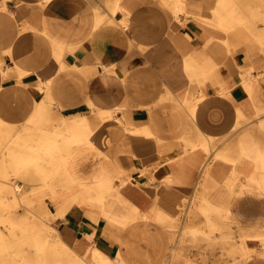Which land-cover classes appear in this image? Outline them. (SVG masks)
<instances>
[{
    "label": "crops",
    "instance_id": "crops-1",
    "mask_svg": "<svg viewBox=\"0 0 264 264\" xmlns=\"http://www.w3.org/2000/svg\"><path fill=\"white\" fill-rule=\"evenodd\" d=\"M117 1L114 14L116 0H0V120H84L77 133L90 136L65 164L64 189L46 199L53 214L64 210L52 221L63 244L103 264H162L157 220L174 218L187 196L186 219L194 195L204 204L212 190L225 210L201 204L206 227L259 228L264 47L237 31L247 16L218 0L216 27L214 0ZM254 235H241L244 264H264Z\"/></svg>",
    "mask_w": 264,
    "mask_h": 264
},
{
    "label": "rangeland",
    "instance_id": "rangeland-1",
    "mask_svg": "<svg viewBox=\"0 0 264 264\" xmlns=\"http://www.w3.org/2000/svg\"><path fill=\"white\" fill-rule=\"evenodd\" d=\"M218 0H214V8L212 9V13L215 17L214 20L211 21L212 25L219 24V21L216 17V8L218 7ZM235 3V7L239 13L247 16L248 22L246 25H242L236 30L241 33L244 39L246 40H256L264 47V0H233ZM228 32H235L228 30ZM263 68H264V61ZM262 67V66H261ZM0 153L6 151V149L1 145L6 140H17V138H26L28 137L29 131H33V123L14 126L7 125L5 123H0ZM87 143L83 144L86 145ZM81 145V146H83ZM79 146V147H81ZM78 148V147H77ZM64 167V168H63ZM65 169V165L62 166V170ZM3 169L0 166V190L3 192V195H0V212L4 213L3 206L7 205V208L11 209V218L8 221H0V230L5 235H10L13 240L14 239V228L11 229L12 222L23 221V220H35V214L37 213L38 201L42 197L39 198L37 195V191L39 190L37 184L39 183L34 179L31 175L32 172H28L23 175L22 178H19V184L21 187L19 188V202L14 203L10 199L9 193L13 190L14 185L3 184L5 180L3 177ZM68 175V174H67ZM66 177L65 175H58L59 180L50 181L51 183L64 181ZM57 179V178H56ZM14 183V179L12 180ZM4 186H7L5 188ZM231 189V190H230ZM228 190L232 191L231 195L228 196L227 200H232L234 196H236L237 192H234V188H230ZM236 190V189H235ZM250 190V189H249ZM264 192V188L258 189V191ZM214 191V192H213ZM248 189L242 188L241 195L247 193ZM208 192V191H207ZM234 192V193H233ZM107 194V193H106ZM211 196L207 197L209 201L205 198L204 204L201 202L202 197L199 194H195L191 207L189 210V216L184 219V213L186 206L190 202V198L187 196L184 197L183 203L179 205L178 212L174 215V218L166 220L158 219L157 222L160 224L162 228L163 236L162 244L163 249L166 251V255L162 264H168L172 259V264H244L249 258L244 255L243 252L238 253H229L223 247V239L228 238L234 242L237 247H239L243 241L241 235L244 234H257L264 233V223L259 228L256 229H248L246 227H242L239 224L233 225L230 228V222L228 225H220L218 222L214 225L208 224L207 227L205 225V213L200 207L201 204L209 205L212 210V215H217V213H222L221 211L215 208L213 203L210 201H215L218 199L216 197V190L211 191ZM111 196H108V199ZM13 199V198H12ZM198 206L200 208H198ZM63 209L57 210L56 214H53L51 211L46 215L45 221L49 225V230L51 233L59 234L57 228L52 225V221L55 219L57 215H61L60 212ZM60 211V212H59ZM229 221V220H227ZM225 221V222H227ZM192 227V228H191ZM199 230H194V228ZM186 228H190L191 230H187ZM184 229V230H183ZM183 230V231H182ZM232 231L233 236H225L226 234ZM207 234H206V233ZM222 234V235H221ZM23 233L19 232L17 237H23ZM178 236L180 240L178 239ZM247 246L259 244V241H247ZM246 246V245H245ZM228 247V246H227ZM55 248V247H54ZM58 249V250H55ZM53 250L48 251L47 255L43 257V259L39 260L38 250L36 247H33L29 244H21L14 245L12 247V254L6 253L5 256L0 257V264H15L23 261V259L27 258V264H90L89 260L86 257V253L84 257H81V260L78 256H76L73 251L69 247H65V249L55 248ZM74 255V257H73ZM171 256L170 260L169 257ZM86 261V263H85Z\"/></svg>",
    "mask_w": 264,
    "mask_h": 264
},
{
    "label": "bare ground",
    "instance_id": "bare-ground-1",
    "mask_svg": "<svg viewBox=\"0 0 264 264\" xmlns=\"http://www.w3.org/2000/svg\"><path fill=\"white\" fill-rule=\"evenodd\" d=\"M118 7V1L116 0L114 14L117 12ZM227 15L232 19V22L229 21L230 23L228 22V25L234 27L236 25V19L233 18L234 13L228 12ZM54 120L57 121L56 124L52 123ZM0 123L4 122L0 120ZM0 125L2 126V124ZM83 126L85 127V130H87L84 120L66 125L65 122H59L58 119L48 116L47 121L34 127L33 131L27 132L28 137L22 138L21 140L20 138H17L15 141L14 139H8L4 143H1L6 149V151L0 153V166L3 169V177L5 179L3 180V184L14 185L13 190L9 193L12 202H19L18 191L21 187L18 183L19 178H22V176L28 172H32L31 175L39 182L37 184L39 188L37 195H39V198H42L38 201L35 220L12 222L10 228H14L15 240H13L10 235H5L0 230V257L5 256V254L9 252V254H12L13 243L14 245L29 244L36 247L40 257L39 260L43 259L48 251L51 252L50 250L55 248L65 249V247H67L63 244L59 234L51 233L49 225L45 221L46 215L50 213L46 204V199L50 195L58 194L64 189L60 183L61 181H55L54 183H51L50 181L59 180L58 175H67L64 169L61 172V168L67 163L71 152L75 148L90 142V136L88 133L85 131L77 133L83 128ZM13 179L14 183H12ZM103 184H107L105 185L107 186L105 187L106 192L113 190L110 180ZM4 187L7 188V186ZM0 195H3L1 190ZM3 208L5 212H0V221H8L9 218H11L10 215L12 211L7 208V205H4ZM63 211L64 210H61V212L59 211L60 214L63 213ZM195 229L199 230L197 228H194V230ZM187 230L191 229L186 228V231ZM19 232L24 234L23 237H17ZM253 237L264 244V233H257ZM223 240L226 241L223 242V247L228 250L229 253L243 252L244 255L248 256L245 247V239H242L243 243L239 247H237L234 242H230L231 240L228 238H224ZM86 257L90 264H103L101 261L102 256L97 251L88 250L86 252ZM170 258L171 256L168 260H170ZM15 264H27V258H24L23 261ZM168 264H171V260Z\"/></svg>",
    "mask_w": 264,
    "mask_h": 264
}]
</instances>
